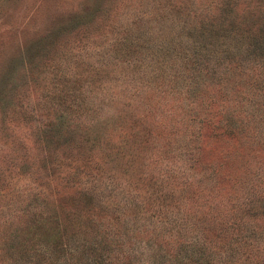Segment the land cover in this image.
Segmentation results:
<instances>
[{
	"label": "rangeland",
	"instance_id": "rangeland-1",
	"mask_svg": "<svg viewBox=\"0 0 264 264\" xmlns=\"http://www.w3.org/2000/svg\"><path fill=\"white\" fill-rule=\"evenodd\" d=\"M211 2L0 0V264L52 210L113 264H264V44L196 52Z\"/></svg>",
	"mask_w": 264,
	"mask_h": 264
},
{
	"label": "trees",
	"instance_id": "trees-1",
	"mask_svg": "<svg viewBox=\"0 0 264 264\" xmlns=\"http://www.w3.org/2000/svg\"><path fill=\"white\" fill-rule=\"evenodd\" d=\"M210 6L215 7L217 12L212 14L214 19H205V21L202 20V22L198 23L197 28L192 32L190 40L192 48H195L198 53L202 49H204V52L209 50L215 53V60L219 62L226 58L235 59V61L229 63L226 69L237 67L240 59H246V55L242 56L243 52L245 54L251 52L255 54L254 57L256 58L257 47H259V51H262L261 44H264V7L260 9L258 4L253 2L250 4L247 2L238 4L237 0H212ZM219 15L220 20H217L216 18ZM196 57L199 59L201 56L199 54L194 57L190 55V58L194 60L193 62L198 63L195 60ZM261 57L264 58V55ZM205 69H211V72H213L216 68L215 66H205ZM197 186L199 185L195 184L194 189L199 191ZM209 206L211 205L209 204ZM208 208L210 207H204L201 212L209 214ZM208 216L212 220L211 214ZM202 219L205 220V218ZM206 221L201 223V227L204 229L202 238H207L208 243L213 245V249L216 247L218 249L219 245L221 253L226 252L227 250L224 249L226 240L224 235L225 226L221 232L220 230L219 232L217 230L214 232V225L210 223L209 219H206ZM227 223L234 222L229 220ZM232 226L233 224L229 227L233 228ZM71 228L70 223L61 219L56 210L47 212L45 216L33 218L29 224L24 223L20 228L21 233L26 236L28 234L34 235L35 239L29 246L19 247L15 256L11 258L10 264H25V262L26 264H113L112 257L117 254H108L103 249H100L103 248L104 243L99 239L93 238L87 230L81 234L83 236L82 241H75L76 245L71 247L70 242L73 238L70 237L74 235ZM208 230L212 232H208ZM119 246H116L118 250L117 258L118 260H123L126 253L125 250L119 251ZM151 249L153 251V248ZM229 252L232 253L233 251H227L228 258ZM211 254L207 252L199 256L197 253L195 256L191 254L192 256L190 257L185 255L183 257L194 264H210L211 259L208 256H212ZM128 263L129 261L127 260L124 264Z\"/></svg>",
	"mask_w": 264,
	"mask_h": 264
}]
</instances>
